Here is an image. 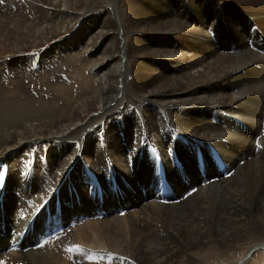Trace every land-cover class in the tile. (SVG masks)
Instances as JSON below:
<instances>
[{
    "label": "bare ground",
    "instance_id": "1",
    "mask_svg": "<svg viewBox=\"0 0 264 264\" xmlns=\"http://www.w3.org/2000/svg\"><path fill=\"white\" fill-rule=\"evenodd\" d=\"M263 47L264 0H0V246L57 191L83 197L62 204L64 232L40 210L0 264H196L194 248L250 235L264 250ZM200 147L230 171L207 156L221 174L200 183ZM111 178L125 198L101 214L88 195Z\"/></svg>",
    "mask_w": 264,
    "mask_h": 264
},
{
    "label": "rangeland",
    "instance_id": "2",
    "mask_svg": "<svg viewBox=\"0 0 264 264\" xmlns=\"http://www.w3.org/2000/svg\"><path fill=\"white\" fill-rule=\"evenodd\" d=\"M98 7L94 8L92 10L93 14H91L92 15L91 19H93V16H94L96 11H104L105 8L108 7V5L103 3V5L101 4ZM87 24L91 25V24H93V21H91V20L87 21ZM73 66L74 67L71 69V71L69 70L70 72L67 75H68L69 81L71 82V85H77L78 86L79 85L78 77L81 78V76L79 75L78 69L81 67V62L78 61V62L74 63ZM124 66L125 65H123V67ZM90 68L91 67L89 66L88 68L84 69L85 80L91 79V77H92V69L93 68H91V69ZM124 69H125V67H124ZM126 103H129V102L126 101ZM170 131H171L170 129H164V130L160 131V134L161 133L168 134ZM154 144L155 143L151 141V146H154ZM161 156L163 158L162 154H161ZM176 158L178 159V157H176ZM207 159H208V157H207ZM210 160L212 161V165L215 169V164H214L213 160L212 159H210ZM179 164L181 165V163H179ZM165 167L167 168L166 160H165ZM5 169L7 170V166H5ZM206 169H207V162H206ZM166 171H167L168 177H169V171L168 170H166ZM207 173H208V175L206 178H202V175L200 176L202 179V181H200V183H203L205 180H211V179L215 178L216 176H218L219 174H221L220 172H218L216 170L214 173L208 172V171H207ZM231 174L232 173H230V176H231ZM157 180H158V178L156 176V184L158 182ZM117 184H118V182L117 181L113 182L112 178H111L110 181L107 183V185L94 186L92 192H90L88 195L92 204H94V206H96L97 208L99 207V203H101L99 201L103 197L104 203H103L102 209H104V211H105L104 214H106L108 195H112L120 189L117 186ZM126 186H128V185H126ZM142 190L143 189L141 188V191ZM120 192H121V193H119L120 195H117L115 197V199H117L119 201L121 199L125 198L124 192L123 191H120ZM163 192H164L163 188L161 187V194ZM172 193H173L172 185L170 184V182H168V192H167V195H168L167 197L169 198L168 201H175V200L180 198V197L177 198L178 196H176L175 198H177V199L171 200L170 196ZM56 195L61 196V198L64 197L63 200L67 206V212L69 210L74 211L77 207L81 208V206H82V202L79 201V197H78V195L82 197V194H80V193H76V195H74V192H71V190L69 189L68 191H65L64 194L57 191L55 196ZM55 196H54V198H55ZM187 197H188V195L185 198H187ZM0 200L2 202H4V194L1 195ZM152 200H153V198H152ZM162 200L166 201L165 198H162ZM161 202L164 203L163 201H161ZM3 208H4V205H3ZM98 209H99V211H102L100 207ZM123 209L125 211L121 209L120 214L123 212H127V210H129V207H125ZM133 209L134 208L131 207L130 211H133ZM66 215H67V213L63 215L64 219H65ZM221 248L219 247V245L207 244L204 246H199V247L194 248L192 251L193 252L192 255H193V258L196 259V264H257L258 260L263 261V263H264V250L259 249L260 246L256 245L255 235H253V236L250 235L245 240L238 241L236 243H227V247L225 246L222 249ZM230 248H232V249H230ZM257 249H259V250H257ZM260 250L263 251V253L259 256L258 252ZM183 260H184L183 255L179 254L175 258V261L173 263H170V264H188L187 262H185Z\"/></svg>",
    "mask_w": 264,
    "mask_h": 264
},
{
    "label": "snow or ice",
    "instance_id": "3",
    "mask_svg": "<svg viewBox=\"0 0 264 264\" xmlns=\"http://www.w3.org/2000/svg\"><path fill=\"white\" fill-rule=\"evenodd\" d=\"M69 250H71V249H69Z\"/></svg>",
    "mask_w": 264,
    "mask_h": 264
}]
</instances>
